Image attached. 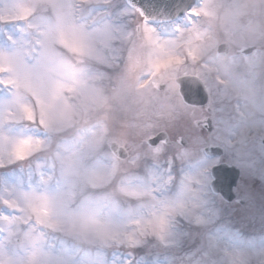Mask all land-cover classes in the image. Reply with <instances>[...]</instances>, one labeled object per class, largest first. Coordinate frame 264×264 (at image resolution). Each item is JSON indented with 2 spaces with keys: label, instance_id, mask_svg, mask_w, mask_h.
<instances>
[{
  "label": "snow or ice",
  "instance_id": "snow-or-ice-1",
  "mask_svg": "<svg viewBox=\"0 0 264 264\" xmlns=\"http://www.w3.org/2000/svg\"><path fill=\"white\" fill-rule=\"evenodd\" d=\"M43 3L42 8L17 3L0 9V25L16 27V35L5 37L10 50H0V170L27 163L29 171L35 169L40 185L39 188L6 187L9 195L0 197V205L11 213L0 215V264H56L57 254L45 247L48 233L91 239L104 249L134 248L149 236L166 241L174 219L192 211L187 199L198 188V182H186L185 191L178 199L162 201L154 187H137L129 173L141 155L158 156L165 151L167 130L146 133L139 149L132 152L119 140H114L111 146L105 144L101 151L105 146L110 149L107 163L89 166L82 155L77 157L72 173L79 175L86 187L93 190L114 187L115 194L106 191L103 197L85 198L74 207V198H54L41 190L56 178L55 163L49 167L41 154L47 151L53 138L68 134L75 108L72 101L85 85L83 75L74 77L71 83L58 77L70 69L69 61L101 65L116 61L118 66H123L128 60V52L123 59L116 54L121 43L120 32L103 22L89 24L83 20L82 13L78 18V9L89 5L91 0H79V3L43 0ZM38 12L42 23L37 26L32 18ZM131 15L139 18L132 33L139 32L150 48L138 86L157 91L163 87L179 101L174 112L182 117L190 116L193 125L199 127L206 122V116L197 119L196 114L197 111L204 114V109L186 105L178 91L180 78L191 75L207 81L211 77L225 92L232 85L231 80L224 78L227 68L218 58L204 59V35L193 28L201 13L190 8L189 26L177 27L172 38L158 34L143 10L136 8ZM186 33L192 35L186 37ZM252 53L251 48L243 50L244 56ZM160 81L166 83L162 86ZM97 142L89 141V146ZM180 143L183 145L184 141ZM34 158L38 159L33 165ZM124 166L129 167L121 173ZM60 177L63 183L74 184L63 172ZM121 198L137 201L136 208L125 209ZM124 213L130 217L126 222L115 219ZM197 219L202 221L200 217ZM63 264H79V260L73 257ZM124 264H132V259Z\"/></svg>",
  "mask_w": 264,
  "mask_h": 264
},
{
  "label": "rangeland",
  "instance_id": "rangeland-1",
  "mask_svg": "<svg viewBox=\"0 0 264 264\" xmlns=\"http://www.w3.org/2000/svg\"><path fill=\"white\" fill-rule=\"evenodd\" d=\"M110 1L112 0H91L89 5L78 9V18L82 13L83 20L90 24L102 16L104 10H109L107 5L103 4H109ZM76 2L79 3V0ZM17 3L37 5L41 8L44 6L43 0H0V9L10 8ZM204 6V10H200L202 19L193 28L204 35L205 60H210L213 45L218 42H231L235 52L250 44L264 43V0H208ZM131 13L133 12L130 10L120 11V26L113 24V21L105 22L121 33V43L116 49V54L123 59L128 52V60L123 66H118L116 61H107L103 65L69 61L70 69L58 77L71 83L74 77L83 75L85 85L83 92L78 93L72 101L75 108L68 134L53 138L50 147L41 154L49 167L55 163L56 168V178L52 179L46 189L41 190H46L47 194L54 198H74V207L85 198L103 197L106 192H98L99 190L115 194L114 187L96 191L86 187L80 176L72 173L77 157L82 155L89 166L107 163L102 155L109 154L110 149L105 146L101 151L105 144L110 146L114 140H119L128 145L132 152L139 149L146 133L168 129L177 134L185 128L186 133L183 136L188 139L186 148L175 151L166 146L165 151L158 156L141 155L129 175L137 187H154L159 200L162 201L178 199L185 191L186 182L197 181L198 188L187 199L192 211L189 215L177 216L174 219L167 239L163 242L149 236L134 248L104 249L98 241L71 239L66 233H48L46 249L57 254L56 264H63L65 260H71L73 257L79 260V264H106V261L107 264H124L129 258L132 259V264H264V230L258 222H236L239 223V235L214 233L213 223L219 219L220 212L215 211L216 199L209 190L212 179L208 170L217 161L209 160L204 155L207 146H221L225 149L222 158L225 162L234 164L252 175L259 173V166L264 164L262 144H255L253 141L264 133V129L259 127L260 123L264 122V88L260 98L257 90L249 89L247 85L240 86V89L246 92V98L251 105L263 115L261 119L255 118L257 113L253 112L246 120L244 135L247 136V141L251 142L237 141L234 137L237 133H231L230 136L226 128L230 125L229 121L234 113L240 110L243 104L239 101L238 106H235L226 102L222 96L215 100L219 95L215 90L210 106L217 108L215 112L222 117L221 120L217 119L219 131L214 134H198L192 121L191 127L184 125L188 116L182 117L180 113L174 112V106L179 103L177 97L165 91H149L138 86L143 75L139 61L144 57L145 51L142 53L140 50V43L136 44L130 40L131 33L127 28L138 20V17ZM32 22L37 26L42 23L39 12L33 16ZM7 34L16 35V27L0 25V50H10L5 39ZM191 35L192 33L185 34L186 37ZM215 54L217 55L216 51L212 58ZM28 62L31 63V60ZM207 80L211 83V77ZM234 88L231 85L229 89L236 93ZM93 140L98 142L89 146V141ZM145 158L146 163H152L144 164ZM36 159L38 158L32 161L33 165ZM177 164L181 168H175ZM128 167H122L120 172L123 173ZM61 172L70 176L74 184L70 186L63 183ZM30 186L40 187L35 169L29 171L27 163L0 170V197L9 195L6 187L21 189ZM121 203L125 209L129 206L135 209L138 202L121 198ZM2 214L11 213L8 208L0 205V215ZM197 217L202 218V221ZM129 218L127 213L115 217L120 222H126ZM38 235L42 236L40 233ZM52 244H55L54 249L51 248Z\"/></svg>",
  "mask_w": 264,
  "mask_h": 264
},
{
  "label": "flooded vegetation",
  "instance_id": "flooded-vegetation-1",
  "mask_svg": "<svg viewBox=\"0 0 264 264\" xmlns=\"http://www.w3.org/2000/svg\"><path fill=\"white\" fill-rule=\"evenodd\" d=\"M107 5V9L104 10V18H107L110 21L119 22L121 21L120 14L121 10H132L126 6L122 7L123 0H112ZM109 5V6H108ZM202 10V9H199ZM136 27V22L129 25L128 31L131 33V41L136 42V44L140 43L142 49L144 50L146 47V41L143 40L142 36L139 32L132 33V31ZM153 27V26H152ZM156 28L158 34L161 36H164L163 31H165V27H154ZM123 32V31H122ZM123 34V33H122ZM135 39V40H134ZM229 44L230 48L227 50L229 51V54L227 55H221V54H215L213 55V58H218L223 65L227 68V72L224 73V78L229 79L232 82V87H235L236 93H233L234 90L228 89L226 92L223 89V86H218L214 79L211 78V83L207 80L201 79V81L206 86L209 95H210V103L213 102L214 95L213 91H218V96L215 98L217 100L220 98V96L224 97V100L226 102H229L230 104H234L235 106H238V102L240 101L243 104V107L240 110H237V112L234 113L233 118L230 119L229 124L226 128L229 130L230 136L231 133H237L235 138H237V141L240 142H251L247 141V136L244 135L246 132V120L250 116L251 113L255 112L257 113L255 115V118H263V115L260 114L248 101L246 98V92L242 89H240L241 85H247L249 86V89L252 88L254 90H257L259 93V97H262V91L264 88V43L260 44H250L247 45L246 48H254L253 53L251 56H244L243 50L244 48L239 51H234V45L230 42L223 41L218 42L217 44L213 45L211 57L214 51H217L219 49V46L221 44ZM238 47V46H237ZM245 48V49H246ZM146 60L147 58L143 57L139 61V68L142 69L146 66ZM166 83V82H165ZM164 83V84H165ZM161 83V85H164ZM149 91H152L155 88L149 87L147 88ZM161 92H164V90H160ZM236 108V107H235ZM198 109H204V114H201L199 111H197L196 118L201 119L202 115L206 116V122L202 123L199 127H197L198 134L207 135L210 134L208 132V119H213V131L211 134H214L216 131H219L220 127L218 124V120H221L222 117L218 115L217 112H215V107H211L212 111H210V108L208 107H198ZM186 125V124H184ZM264 129V122L260 123V126ZM184 128V127H183ZM186 133L185 128L184 130H181L177 134L172 133L173 140L177 141L178 139L183 138V135ZM233 138V139H235ZM256 141L258 143L264 142V133H261L256 137ZM260 154V153H257ZM264 158V157H263ZM235 193L237 195L236 199L232 203H224V208L222 210H218L220 212V217L218 220L215 221V223H220L221 220L223 222H229L237 219H246V218H252L254 220H258L260 223V227L264 229V164L262 166H259V175L253 176L249 172H242V176L240 179V182L235 189ZM222 201V200H221ZM220 202V200H219Z\"/></svg>",
  "mask_w": 264,
  "mask_h": 264
},
{
  "label": "water",
  "instance_id": "water-1",
  "mask_svg": "<svg viewBox=\"0 0 264 264\" xmlns=\"http://www.w3.org/2000/svg\"><path fill=\"white\" fill-rule=\"evenodd\" d=\"M132 8L143 10L148 22L167 23L184 15L196 2V0H125ZM180 93L184 101L192 106H203L208 103V93L202 83L194 77H183L179 80ZM212 129L210 128V131ZM165 139L170 142L166 134ZM183 145L186 141L183 140ZM158 142V140H157ZM210 157H221L224 150L220 147H210L205 150ZM215 181L211 189L215 194H221L224 199L232 201L235 197L233 189L240 177V170L222 164L215 167L212 172Z\"/></svg>",
  "mask_w": 264,
  "mask_h": 264
}]
</instances>
